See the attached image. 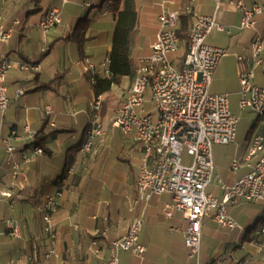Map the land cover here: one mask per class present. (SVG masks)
Wrapping results in <instances>:
<instances>
[{
    "label": "crops",
    "instance_id": "0c3cea01",
    "mask_svg": "<svg viewBox=\"0 0 264 264\" xmlns=\"http://www.w3.org/2000/svg\"><path fill=\"white\" fill-rule=\"evenodd\" d=\"M238 2L251 8L262 0H220L218 9L215 0H135L139 25L130 52L133 75L123 77L102 95L105 135L94 141L89 152H80L95 97L92 78L107 76L114 8L120 10L121 3L0 0V19L11 34L0 46V61L7 58L13 62L5 77L9 103L0 114V140H7L14 148L9 154L5 144H0V192L9 194L0 198V263L104 264L111 242L142 218L139 243L146 250L142 256L119 251V264H193L184 246L186 223L180 212L171 210V217L166 215L169 195L139 199L137 145L131 133H122L110 119L126 97L139 60L151 53L162 10L179 14L177 31L186 32L182 39L194 22L193 14L213 16L231 29L229 33L213 30L206 38L207 44L226 50L213 73L209 92L227 95L229 103L233 99L238 107L240 73L251 67L252 42L258 36L264 38V13L255 16L253 28L240 29ZM52 8L60 10L61 23L43 34L39 23ZM86 59L94 66L93 72L85 71ZM169 59L180 67L182 53L170 54ZM262 59V66L253 68L252 82L264 87V50ZM22 63L37 69H22ZM149 95L147 91L146 97ZM145 108L152 110V104L147 102ZM240 111L254 116L243 139L236 140V130L234 143L212 148L215 178L207 193L218 200L223 197L218 180L230 186L252 163L247 156L258 119L251 110ZM36 148L42 153L36 154ZM24 156L30 159L25 161ZM58 189L62 197L48 212L44 209L46 197ZM226 211L239 228H221L213 213L203 218L200 263L264 264V198L259 202L238 199L236 204H227ZM45 215L50 217L49 226ZM11 225L18 227V236L9 234Z\"/></svg>",
    "mask_w": 264,
    "mask_h": 264
},
{
    "label": "built area",
    "instance_id": "2783aa9c",
    "mask_svg": "<svg viewBox=\"0 0 264 264\" xmlns=\"http://www.w3.org/2000/svg\"><path fill=\"white\" fill-rule=\"evenodd\" d=\"M215 2L218 9L220 0ZM237 7L242 13L240 29H250L254 27L255 16L264 13V0L251 8L238 2ZM157 19L159 29L151 53L139 60L132 84L122 105L114 110L110 123L124 134L131 133L137 145L140 154L136 182L139 199L148 201L151 195H169L166 215L171 217V210L180 212L186 223L184 246L188 257L193 264H201L199 251L203 218L213 213L214 221L221 228L237 229V222L227 214V204H236L238 199L259 202L264 198V87L252 82L253 68L262 66L264 38L258 36L252 42L251 67L239 76L238 108L253 111L258 119V130L252 137L247 156L252 163L249 171L234 184L228 186L218 180L223 190V197L218 200L207 193L215 178L212 148L234 143L238 118L230 110L227 95L209 92L213 73L226 50L207 44L206 38L213 30L229 33L231 29L219 24L213 16L193 14L194 22L187 37L182 39L177 35V12L162 10ZM60 23V10L52 8L40 21L39 28L47 34ZM10 37L0 19V46ZM173 53H182L180 67L170 61L169 55ZM238 61L243 62V58L238 57ZM12 66L13 62L7 58L0 61V114L5 112L9 103L5 77ZM20 67L37 69L24 63ZM93 69L94 66L86 59L85 71L93 72ZM262 72L264 74V68ZM147 91L149 97H146ZM147 102L152 104L150 111L145 108ZM102 103V95H95L80 152H89L94 141L105 135ZM12 134L16 135L15 132ZM1 143L5 144L7 153L13 152L14 148L7 140H0ZM35 153L41 154L42 149L36 148ZM183 154L191 157V164L183 163ZM29 159L24 156L25 161ZM232 165L236 168L237 162ZM61 180L65 182V178ZM4 196L9 194L0 192V198ZM61 197V189L48 195L44 209L48 212L54 210ZM44 221L50 225L49 215L44 216ZM143 221L142 218L137 219L124 236L111 242L110 255L104 264H119V251L133 256L144 254L146 249L139 243ZM261 232L264 233V222ZM18 233V227L11 225L9 234L18 236ZM5 264L23 263L10 260Z\"/></svg>",
    "mask_w": 264,
    "mask_h": 264
},
{
    "label": "trees",
    "instance_id": "16d2710c",
    "mask_svg": "<svg viewBox=\"0 0 264 264\" xmlns=\"http://www.w3.org/2000/svg\"><path fill=\"white\" fill-rule=\"evenodd\" d=\"M115 3H121V9L114 8L115 27L108 57L107 76H93L92 86L95 95L108 93L112 86L121 82L123 77L133 75L130 52L137 35L139 25L138 12L135 0H115ZM185 34V29L177 31L179 38L185 37Z\"/></svg>",
    "mask_w": 264,
    "mask_h": 264
},
{
    "label": "rangeland",
    "instance_id": "374dc122",
    "mask_svg": "<svg viewBox=\"0 0 264 264\" xmlns=\"http://www.w3.org/2000/svg\"><path fill=\"white\" fill-rule=\"evenodd\" d=\"M149 103V102H148ZM231 110L238 118V125H237V141L243 139L245 135V131L247 129L248 124L251 120H253L254 116L247 111H240L237 107V102L231 99ZM150 104H147L146 107ZM191 157L185 154L182 155V161L184 164H191Z\"/></svg>",
    "mask_w": 264,
    "mask_h": 264
}]
</instances>
